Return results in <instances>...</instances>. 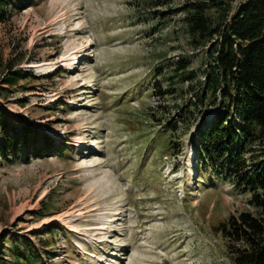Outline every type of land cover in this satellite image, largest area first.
<instances>
[{
	"label": "rangeland",
	"instance_id": "374dc122",
	"mask_svg": "<svg viewBox=\"0 0 264 264\" xmlns=\"http://www.w3.org/2000/svg\"><path fill=\"white\" fill-rule=\"evenodd\" d=\"M5 1L0 122L14 142L8 158L0 149L2 264H20L18 252L24 264H233L216 228L252 210L250 195L201 176L191 141L218 108L164 127L209 63L185 14L152 19L135 0ZM9 66L15 85L2 81ZM43 135L62 152L44 154Z\"/></svg>",
	"mask_w": 264,
	"mask_h": 264
},
{
	"label": "trees",
	"instance_id": "16d2710c",
	"mask_svg": "<svg viewBox=\"0 0 264 264\" xmlns=\"http://www.w3.org/2000/svg\"><path fill=\"white\" fill-rule=\"evenodd\" d=\"M176 1L135 0L137 10L149 9L156 16L184 13L192 46L208 47L203 82L190 88L192 97L164 127L176 131L180 124L189 126L196 111L218 108L212 119H204L196 128L197 136L191 140L196 170L201 176L212 171L240 193L250 195L252 210L231 214L216 231L226 241L233 264H264V0H245L237 6L235 0H181L177 7ZM5 4L0 0V21L6 18ZM190 64L189 59L181 60L177 71L186 72ZM9 68L10 74L2 81L15 85L21 72ZM186 75L185 80L193 81L197 72ZM0 123V149H8V158L14 140L6 134L8 120ZM11 131L16 133L14 128ZM23 131L24 136L31 134L26 123ZM43 139L47 144L44 154L62 152L48 136ZM54 233L51 227L49 235L54 238ZM18 257L20 264L28 259L21 252Z\"/></svg>",
	"mask_w": 264,
	"mask_h": 264
},
{
	"label": "bare ground",
	"instance_id": "6f19581e",
	"mask_svg": "<svg viewBox=\"0 0 264 264\" xmlns=\"http://www.w3.org/2000/svg\"><path fill=\"white\" fill-rule=\"evenodd\" d=\"M79 63V62H78Z\"/></svg>",
	"mask_w": 264,
	"mask_h": 264
}]
</instances>
